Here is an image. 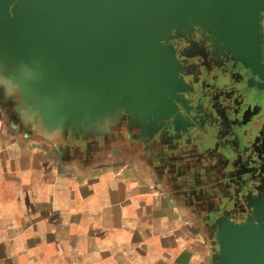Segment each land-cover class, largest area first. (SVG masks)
Returning <instances> with one entry per match:
<instances>
[{
	"label": "crops",
	"instance_id": "1",
	"mask_svg": "<svg viewBox=\"0 0 264 264\" xmlns=\"http://www.w3.org/2000/svg\"><path fill=\"white\" fill-rule=\"evenodd\" d=\"M100 120L102 137L83 135L71 157L0 126V264H218L217 215L251 212L245 197L225 208L246 172L244 133L216 119L167 140L128 114Z\"/></svg>",
	"mask_w": 264,
	"mask_h": 264
},
{
	"label": "water",
	"instance_id": "2",
	"mask_svg": "<svg viewBox=\"0 0 264 264\" xmlns=\"http://www.w3.org/2000/svg\"><path fill=\"white\" fill-rule=\"evenodd\" d=\"M263 16L264 0H0V64L48 128L120 111L174 123L186 85L171 39L201 29L264 83ZM257 189L248 218L215 219L218 264H264V177Z\"/></svg>",
	"mask_w": 264,
	"mask_h": 264
},
{
	"label": "flooded vegetation",
	"instance_id": "3",
	"mask_svg": "<svg viewBox=\"0 0 264 264\" xmlns=\"http://www.w3.org/2000/svg\"><path fill=\"white\" fill-rule=\"evenodd\" d=\"M261 33L264 63V16ZM206 36L193 30L171 39L176 47V56L181 65L180 76L186 89L179 93L184 104L177 105L174 115L178 116L174 123L172 118L163 119L160 127L166 139L183 138L194 133L206 120L214 123L218 119L238 129L237 133H244L248 142L245 145L246 172L243 178L235 180V196L225 205L226 209L231 208V214H236L244 206L242 198L248 192H255L260 179L264 177V83L215 50ZM6 98H11L12 102L6 101ZM1 104L7 107L5 113L1 111V116L3 113L2 117L7 118L6 124L10 120L13 123L20 119L26 108L18 92L12 96H0ZM105 123L97 122L96 127L85 125L84 128H88L86 135L102 137ZM28 125L32 127L30 123ZM222 214L231 218L224 211H220L217 217Z\"/></svg>",
	"mask_w": 264,
	"mask_h": 264
},
{
	"label": "rangeland",
	"instance_id": "4",
	"mask_svg": "<svg viewBox=\"0 0 264 264\" xmlns=\"http://www.w3.org/2000/svg\"><path fill=\"white\" fill-rule=\"evenodd\" d=\"M199 31L202 35H207L204 33L201 29H193ZM191 30V31H193ZM189 31V32H191ZM174 38V37H173ZM206 38L210 41L208 35ZM11 69H6L2 64H0V96H12L13 93L17 94V92L20 94L22 105L23 107H26L20 116V119H17V121L11 123V120L6 124L7 118L4 116V122L2 124L1 122V111L5 113V110L7 107H5L3 104L0 106V126H3V129L7 133L6 135H15L17 136V133L19 132L21 136L19 138L27 139L29 137V134L35 135L37 138L36 140H42L44 142V138L47 136L52 139L53 142H62L61 144L56 145V150L64 151L65 154H69L70 157L72 155L76 154V147L75 143L77 144V139H80L83 135L86 136V133L88 131V128L85 129L84 126L77 127L75 130L71 128H63L61 126L48 128L45 126L43 121L39 119V116L35 113L33 109H30V107L26 104V101L23 98V95L19 92V87L14 83V81L11 79ZM12 80V81H11ZM17 91V92H16ZM4 94V95H3ZM6 101L12 102V99L6 98ZM11 108V107H10ZM101 122V120H99ZM31 124L32 127L30 128L28 124ZM20 124V125H19ZM18 126V127H17ZM80 136H79V135ZM34 138V137H33ZM54 148V152L55 147Z\"/></svg>",
	"mask_w": 264,
	"mask_h": 264
}]
</instances>
